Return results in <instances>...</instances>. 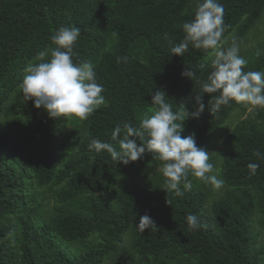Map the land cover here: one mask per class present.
I'll return each mask as SVG.
<instances>
[{
    "label": "trees",
    "instance_id": "trees-1",
    "mask_svg": "<svg viewBox=\"0 0 264 264\" xmlns=\"http://www.w3.org/2000/svg\"><path fill=\"white\" fill-rule=\"evenodd\" d=\"M219 2L226 25L222 40L238 29L235 41L248 42L264 16V0ZM196 4L0 0V264H264V160L254 156L264 152V109H244L245 118L225 139L220 171L225 184L218 192L226 190L213 207L216 225L205 217L210 195L197 179L190 177L192 189L178 197L162 190L161 162L151 154L125 166L88 149L91 139L111 142L117 124L138 127L155 107V90L166 92L174 111L196 110L199 85L181 73L191 69L204 80L210 61L203 50L189 47L183 56L170 51L184 38L183 24L194 18ZM62 26L79 27L73 60L95 66L105 103L87 120H71L75 141L60 144V118L50 119L26 102L19 85L25 68L38 62L37 54ZM141 38L149 50L145 61L136 52ZM123 57L127 60L118 61ZM202 64L209 67L201 70ZM244 70H264V56ZM209 100L205 94L204 112L187 119L182 133H194L207 152L239 105L232 102L212 115ZM249 163L259 164L256 175H249ZM145 214L158 230L137 228ZM189 214L204 227L190 230Z\"/></svg>",
    "mask_w": 264,
    "mask_h": 264
},
{
    "label": "clouds",
    "instance_id": "clouds-1",
    "mask_svg": "<svg viewBox=\"0 0 264 264\" xmlns=\"http://www.w3.org/2000/svg\"><path fill=\"white\" fill-rule=\"evenodd\" d=\"M225 31L224 7L219 0H197L194 18L183 24L184 38L170 48L174 56H183L189 47L203 50L210 59L211 71L204 80L191 69L181 73L199 85L200 91L195 95L196 110L188 112L185 106L182 112L174 111L166 92L155 90L151 95V104L155 107L150 117L145 116L138 127L130 122L117 124L111 142L91 139L89 151L107 153L125 166L141 160L145 153L151 154L152 159L161 162L162 190L178 197L192 189L190 177L211 185L214 190L222 189L225 181L215 174L211 154L197 146L194 133L187 136L182 133L187 119H199L204 112L205 94L210 96L208 110L212 115L232 102L242 104L248 112L264 109V70L245 71L247 60L240 54L239 44L233 40L231 46H223ZM79 37V27H60L51 36V45L37 54L38 62L30 63L24 70L19 85L24 100L32 101L36 109H43L50 119L84 121L105 103L104 88L97 82L95 66L90 61L76 63L73 60ZM163 39L169 40L168 33L163 34ZM256 55H260L259 50ZM119 60L126 61L127 57ZM199 67L203 70L209 65ZM254 156L264 160V152L257 151ZM247 168L249 175H256L259 164L249 163ZM186 222L193 231L204 227L195 214H189ZM136 226L142 233L158 230L147 214L139 218Z\"/></svg>",
    "mask_w": 264,
    "mask_h": 264
},
{
    "label": "rangeland",
    "instance_id": "rangeland-1",
    "mask_svg": "<svg viewBox=\"0 0 264 264\" xmlns=\"http://www.w3.org/2000/svg\"><path fill=\"white\" fill-rule=\"evenodd\" d=\"M237 33H238V29H236L233 33H231L227 37V39L225 40L224 43L227 46H231V42L233 40H235ZM247 39H248V42H246L245 44H244V42H240L238 44H239L240 49H241L240 54L247 60V63H250L251 61H254L257 58L264 56V16H263L262 20L259 22V24L255 26V28L253 29V31L251 32V34L248 36ZM114 43L115 42L113 41L112 46H114ZM142 44H146V41L144 40V38H141L137 41L136 52H137V56L142 61H145L146 55L149 53L148 52L149 50H148V48L145 49L142 46ZM112 46L111 45L108 46L107 50H111V48H113ZM257 50H259V52H260L259 56L256 55ZM206 60L210 61V59L208 57ZM101 106H103V105H101ZM101 106H99V107H101ZM244 109L247 110L246 107H244L242 104H239L238 107L234 110V112L230 115V117L228 118L225 125H223L220 128V130L216 134H214V136L210 139V141L208 143L209 147L212 146L210 151H209V153L211 154L210 160H212L211 163H213V165H214V170L217 167V169H216L217 171L215 170V172L218 175V178H220L221 166L225 162V159H224L225 154H226L225 139L229 136V134L232 133L235 126L244 117V115H245L244 114L245 111L243 112ZM146 114L150 117L153 114V112H152V110H148L146 112ZM71 120H73V119H71ZM71 120H69L67 122L65 119L60 118V122H59L60 123V134H59V143L60 144L63 143V141H65L66 138H67V141H72V139H73L72 134L74 133V128H73V125L71 123ZM79 122H83V121L80 120ZM73 141H75V138L73 139ZM61 148L63 149L64 147H61ZM216 155H220V158L214 159V156H216ZM218 164H220V165H218ZM196 184L199 186L200 189L205 190L210 195L209 203H208V206L205 210V217H206V219H208V221L210 223L216 225L212 219V215L214 214L213 207H214L215 203L218 201V195L223 196L222 193L224 194L226 188H224L223 191L218 192V190H214L211 185L206 184V183H202L199 180H198V182L196 181ZM209 217L211 220L209 219ZM257 223H258V220H256V226H258Z\"/></svg>",
    "mask_w": 264,
    "mask_h": 264
}]
</instances>
